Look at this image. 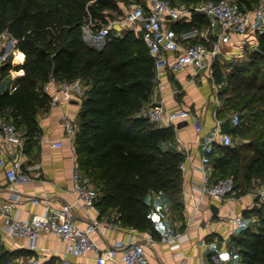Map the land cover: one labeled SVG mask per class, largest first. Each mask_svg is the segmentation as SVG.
<instances>
[{
	"label": "trees",
	"instance_id": "trees-1",
	"mask_svg": "<svg viewBox=\"0 0 264 264\" xmlns=\"http://www.w3.org/2000/svg\"><path fill=\"white\" fill-rule=\"evenodd\" d=\"M172 4L176 0H168ZM188 4L201 0H186ZM250 8L251 2L239 0ZM10 14L6 18V8ZM106 10L117 11L114 0H0V34L16 39L15 49L23 52L25 74L16 78V89H2L3 80L12 69L10 63L0 67V113L8 110L12 123L24 131L25 152L38 143L41 134L37 117L47 111L50 97L42 86L50 77L61 81L81 79L89 86L78 114V146L76 160L79 170L97 183L95 205L99 217L110 216L123 226L155 235L154 210L146 201L149 193L167 197L173 209L179 202L183 153L172 141V127L158 128L142 114L155 86L153 59L141 36L129 29L122 36L111 30L100 48L89 46L82 27L89 24L97 31L108 25ZM207 21L193 14L192 20L175 23L176 31L194 26L204 27ZM249 60L237 64L227 88L218 93L223 105L217 116L236 114L239 123L226 133H251L254 147L251 158L244 156V144L216 145L211 165L219 178L231 177L234 191L244 193L252 175L264 184V31L257 36V47ZM32 74L36 75L33 76ZM213 78L221 83L223 75L218 62ZM224 116V117H221ZM229 119H226V122ZM258 220L254 228L244 227L231 242L240 255L238 264H264V211L256 207ZM246 216V213H244ZM207 259L211 264L210 254Z\"/></svg>",
	"mask_w": 264,
	"mask_h": 264
},
{
	"label": "built area",
	"instance_id": "built-area-1",
	"mask_svg": "<svg viewBox=\"0 0 264 264\" xmlns=\"http://www.w3.org/2000/svg\"><path fill=\"white\" fill-rule=\"evenodd\" d=\"M193 14L202 16L207 23L204 27L194 26L182 31H176L175 23H185L192 20ZM264 0L250 8L243 6L239 0H206L197 5L176 6L168 0H146L144 4H135L130 7L119 22L120 27L131 26L140 32L149 55L153 59L155 69V88L158 92L165 89V78L174 76L187 68H192L197 73L207 72L213 74V64L222 53L224 47H236L241 54H246L257 47L256 40L250 37L258 36L264 31ZM202 28V29H201ZM84 39L91 45L102 46L108 34L109 27L101 26L94 31L89 24L82 27ZM7 36L6 50L0 51V67L7 62L10 53L14 55L16 39L6 32L0 37ZM100 48V47H98ZM24 54V53H23ZM89 86L81 79L61 81L50 77L42 86V91L50 97V105L54 106L61 101L70 103L73 100L82 102L86 97ZM148 105L143 115L150 124L158 128L172 127L184 121H192L195 131H202L201 121L194 117L188 110H167L161 104ZM222 120L217 119L209 131L207 138L200 144L202 152L199 171L202 181L195 191L217 201L225 199L234 193V180L232 177L210 180L209 167L211 155L216 145L230 146L232 138L222 131ZM231 123L236 126L239 118L234 114ZM63 130V140L51 143L52 148L63 147V142L73 144L78 131V122L64 114L60 119ZM24 131L15 124L0 118V166L5 167L8 189L16 191L14 184L27 177L20 175L22 157L25 152ZM12 155L11 160L7 156ZM71 192L75 200L58 208L44 204L41 213L32 214L27 218H17L13 215L19 201L17 196L11 200L0 202V216L11 237H25L30 241L31 248L35 247V240L41 232H50L63 239L66 244V254L81 257L88 252L96 253L94 264H107L112 260L117 250L120 252L121 264H149L146 255V246L155 241L150 233L139 237L131 235L127 242H116L113 247L101 250L93 239V235L101 227L99 218H90L83 225L78 224L72 217L74 204H79L85 212L93 210L99 215L95 205L97 192L92 183L79 170L77 163L72 171ZM160 198V195H158ZM258 205L264 211V185L256 192ZM32 203L39 204L41 199L33 198ZM154 225L164 226V233L159 236V241L171 244L172 249L179 247V234L172 225H165L169 220L171 208L169 202L162 200L161 206L154 210ZM227 222L234 228L245 227L242 217L227 216ZM237 250L229 251V260H239ZM4 264H42L39 257L24 256L21 259H10ZM62 264H73L66 257ZM201 264H211L207 258L201 259Z\"/></svg>",
	"mask_w": 264,
	"mask_h": 264
},
{
	"label": "crops",
	"instance_id": "crops-1",
	"mask_svg": "<svg viewBox=\"0 0 264 264\" xmlns=\"http://www.w3.org/2000/svg\"><path fill=\"white\" fill-rule=\"evenodd\" d=\"M254 36L250 38L256 40L257 36ZM224 48L230 50L226 52L227 54L239 51L236 47ZM20 73L18 75H22V72ZM205 75L213 76L207 72L196 74L194 69L187 68L174 76L165 78L164 91L158 92L154 86L149 102L142 109L144 113L148 105L160 104L163 99L161 104L165 109L188 110L201 121L203 126L202 131L198 133L192 121H185L187 122L185 126L174 130L175 137L172 145L184 156L180 166L182 175L180 210L173 209L170 200L163 194L149 193L146 197L147 203L153 210L161 206L162 200L169 202L171 213L165 225H172L179 234V247L172 249L171 244L159 241V236L164 233L165 227L155 226L153 236L155 241L146 246L149 264H201V259L208 258V254L215 264H238V260H229V251L236 249L231 242V236L236 235L240 229L230 225L226 218L227 216L242 217L245 227L251 228H254L258 220L254 209L259 207L256 192L264 185L260 183V177L252 175L244 193L235 191L221 201L202 195L193 188L198 187L202 181L199 171L202 155L200 144L206 140L215 120L220 119L217 116V109L220 108L217 94L211 91L202 93V88L192 85L197 81L202 82L203 77L207 78ZM18 77L21 76L16 78ZM15 80L13 78L7 81L4 79L2 89L8 88L10 92L15 90L17 86ZM81 108L82 102L73 100L65 103L61 101L54 106L50 105L47 111L38 115L37 120L41 131L39 141L27 153L24 152L20 175H24L27 179H20L14 184L16 191L8 189L5 167L0 166V202L17 196L19 203L13 211L15 217L23 219L32 214L41 213L46 203L58 208L63 204L74 202L71 186L72 171L76 161L75 152L66 141L63 142L61 148H52L51 143L58 140L64 141L63 130L60 126L61 117L67 114L77 120ZM232 116L230 114L221 119L223 122L221 128L225 133L231 127ZM226 119L229 120L226 122ZM243 144L245 145L243 150L248 151L244 153V156L251 158L254 154L251 141L247 138ZM12 158V155L7 156V160ZM209 171L213 178L220 176L213 165H210ZM33 198H39L41 202L34 204L31 201ZM212 206L216 207V213H213ZM71 213L73 219L80 225L94 217L101 220V227L93 235V239L101 250L113 247L116 242H127L131 235L139 237L148 233L121 225L116 220L114 212L108 217H99L93 210L85 212L79 204H74ZM154 220L155 213L153 223ZM34 244L35 247L31 248L27 238L11 237L0 216V264L10 259H21L27 255L39 257L42 264H62L65 257L73 264H94L97 255L94 252H88L81 257L67 255L65 241L50 232H41ZM120 255L117 250L113 259L107 264H121Z\"/></svg>",
	"mask_w": 264,
	"mask_h": 264
},
{
	"label": "rangeland",
	"instance_id": "rangeland-1",
	"mask_svg": "<svg viewBox=\"0 0 264 264\" xmlns=\"http://www.w3.org/2000/svg\"><path fill=\"white\" fill-rule=\"evenodd\" d=\"M114 1L116 2L117 6H118V10L117 11H111V10L105 11V14H106L108 21H109L107 26L109 27V30L114 32L116 35L122 36L124 34V32H126L129 29L134 30V28H132L131 26H125V27L119 26V22L124 18L125 12L135 4H139V5L144 4V2L146 0H114ZM204 1H206V0H201L197 3L188 4V2L186 0H176L173 5H176V6L197 5V4H200ZM248 1L251 2V4L253 6H256V5H259L263 0H248ZM5 8H6L5 17L7 18L10 14V6H5ZM134 32H135L136 36L139 37L140 32L135 31V30H134ZM7 41H8L7 36L0 37V51L4 52L6 50L4 47H6ZM85 42L89 46H94L97 48L101 47V45L99 43H98V45H96V44L91 45L90 42H88L86 40H85ZM14 51H17V49H15ZM228 51H230L228 48H224L222 50V53L224 52V54H222V55L220 54L216 60L220 66L224 81H222L221 83H216L214 81L213 76L209 77V76L205 75V76H207V78L203 77L202 82L199 83V81H197L196 82L197 84L192 83V85L194 87L202 88L201 89V90H203L202 93H205V91L210 93V91H211L212 93H216L217 96H218V93L220 91H224L227 88H229V89H227V92L224 93V96H226L227 93L229 94L230 87L228 85V80L230 77L233 78V75H231V74L234 73L235 67L237 66V64H240L242 62H246L249 60L248 54L251 51L246 52V54L245 53L241 54L239 51H236V53L233 52V53L227 54L226 52H228ZM26 60L27 59L25 57L22 62H15V55L10 53L9 57L7 58L6 63H10L12 66V69L9 71L5 80L7 81L11 78L16 79L17 76H23L25 74V70L22 68V65L26 62ZM20 72H22V75H18V74H21ZM32 75L36 76L34 74H32ZM219 102H220L219 106L221 107L223 105V103L221 100H219ZM224 116H226V115H224ZM224 116H221V117H224ZM0 118H3V119L10 121V122L13 121L11 113L8 110L0 113ZM250 137H251V133H248V132L245 135H237L235 138L232 137V144L241 145V144H243V142L247 138H250ZM70 145L72 146V148L75 152V156H76V160H77L78 156H79L77 154L78 153V146L74 142H73V144H70ZM241 152H242V154H244V153H247L248 151L242 150ZM79 158H83V157L79 156ZM228 177H231V175H228ZM92 186L96 190L97 193H100L99 189H98L99 186L97 183H92Z\"/></svg>",
	"mask_w": 264,
	"mask_h": 264
},
{
	"label": "bare ground",
	"instance_id": "bare-ground-1",
	"mask_svg": "<svg viewBox=\"0 0 264 264\" xmlns=\"http://www.w3.org/2000/svg\"><path fill=\"white\" fill-rule=\"evenodd\" d=\"M14 55H15V62H22L24 60V54L17 50L14 52Z\"/></svg>",
	"mask_w": 264,
	"mask_h": 264
},
{
	"label": "water",
	"instance_id": "water-1",
	"mask_svg": "<svg viewBox=\"0 0 264 264\" xmlns=\"http://www.w3.org/2000/svg\"><path fill=\"white\" fill-rule=\"evenodd\" d=\"M186 124H187V122H185V121L184 122H181V123L177 124L176 128H180L182 126H185ZM211 208H212L213 213H216L217 212L216 207L212 206Z\"/></svg>",
	"mask_w": 264,
	"mask_h": 264
}]
</instances>
